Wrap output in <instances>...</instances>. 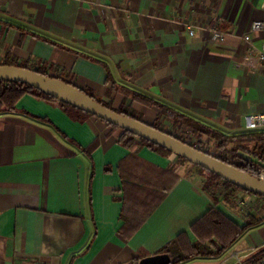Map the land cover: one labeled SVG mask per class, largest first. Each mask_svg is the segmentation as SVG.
Listing matches in <instances>:
<instances>
[{"label":"crops","instance_id":"crops-1","mask_svg":"<svg viewBox=\"0 0 264 264\" xmlns=\"http://www.w3.org/2000/svg\"><path fill=\"white\" fill-rule=\"evenodd\" d=\"M262 1L0 0V62L44 67L174 134L187 131L175 117L239 134L248 115L264 113V28L251 29L264 23ZM121 132L32 94L0 112V264L132 263L182 233L199 242L193 224L210 207L239 227L261 222L221 255L182 264H252L264 247V198L238 190L227 201L205 188L204 172L129 148Z\"/></svg>","mask_w":264,"mask_h":264},{"label":"trees","instance_id":"trees-1","mask_svg":"<svg viewBox=\"0 0 264 264\" xmlns=\"http://www.w3.org/2000/svg\"><path fill=\"white\" fill-rule=\"evenodd\" d=\"M0 64L22 66L32 70H36L42 74L50 75L44 67L35 68L29 65L28 63L18 62L17 60L4 61L0 62ZM62 79L69 83H72L71 81L65 78ZM82 90L88 95L94 97L95 99L106 105L107 107L112 108L125 115L144 121L142 117L136 114L130 106L125 104L122 108L116 109L112 106L110 102H106L103 99L98 98L91 91H88L86 89ZM121 90L125 93V95L129 94L130 96H132L133 99H138L148 105L159 104V102H156L155 100L136 91H131L125 87H121ZM25 94H32L47 101L59 103L66 109H72L79 112H83L85 114H91L68 103H65L51 95H48L40 89H37L29 84L5 80H0V112L16 109L17 102ZM160 106L163 107L164 111L167 110L166 108H164V105L161 104ZM184 122L186 123V125L192 127L194 129V132H196V134H198L199 136H201L202 134H207L211 138L215 139L216 146L219 149V153L214 154L212 152H209L203 147H200L193 142L187 141L183 136L168 132L162 127L159 122H155L154 124H152V126L164 132H167L177 137L178 139L197 147L202 151H206L212 155H215L217 158L221 159L226 163L236 166L256 177H260L259 168L264 165V130H247L243 133L228 135L209 126H202L192 119L185 117H175V123L181 124ZM107 123L116 129L122 130L119 141H121L124 145L128 146L129 148L139 149L140 147L147 145L153 148L154 150L160 151L164 154H174L170 150L161 147L160 145L155 144L145 138L139 137L128 130L122 129L119 126L111 124L109 122ZM174 155L180 161L190 162L186 158H183L176 154ZM196 166L199 168L200 171L206 172L208 174L205 179V188L208 191H211L213 188L216 189L217 187H219L213 186V184L215 180H221L222 185H220V188L223 190V196L227 201H230L232 195L238 190H242L250 194H256L234 185L233 183L221 178L216 173H213L198 165ZM259 196L264 198L263 195ZM260 222V219L251 218L248 224H246L244 227H239L233 221L227 218L219 209L215 207H210L208 211L199 220H197L195 224H193V228L195 230L199 231L198 228L201 229V231H199V242L193 243L185 233H182L179 234L175 239L170 241L168 244H166L158 253H168L170 255L171 261L168 264H182L197 257H216L221 255L248 228L257 225ZM231 225L234 231L232 234H229L226 237V232L230 230ZM146 256L149 255H143L136 258L132 262V264H138L139 261ZM263 259L264 247L259 249L252 257H250L249 262L252 264H261V261Z\"/></svg>","mask_w":264,"mask_h":264},{"label":"water","instance_id":"water-1","mask_svg":"<svg viewBox=\"0 0 264 264\" xmlns=\"http://www.w3.org/2000/svg\"><path fill=\"white\" fill-rule=\"evenodd\" d=\"M0 80L29 84L65 103L96 115L111 124L158 144L174 154L188 159L193 164L216 173L221 178L244 190L264 196V180L261 178L226 163L215 155L202 151L167 132L157 129L152 124L107 107L85 93L78 86L62 78L42 74L36 70L22 66L0 64ZM170 261L171 257L168 253H157L143 257L138 264H168Z\"/></svg>","mask_w":264,"mask_h":264},{"label":"built area","instance_id":"built-area-1","mask_svg":"<svg viewBox=\"0 0 264 264\" xmlns=\"http://www.w3.org/2000/svg\"><path fill=\"white\" fill-rule=\"evenodd\" d=\"M262 8L264 9V0L262 1ZM264 28V23L262 21H255L251 25L252 30H258ZM220 40H223L224 37L220 36ZM259 60L264 64V49L258 53ZM247 130L256 131L264 130V113H252L247 116ZM259 178L264 180V165L259 168ZM261 264H264V259L261 261Z\"/></svg>","mask_w":264,"mask_h":264},{"label":"rangeland","instance_id":"rangeland-1","mask_svg":"<svg viewBox=\"0 0 264 264\" xmlns=\"http://www.w3.org/2000/svg\"><path fill=\"white\" fill-rule=\"evenodd\" d=\"M181 128H182V130H183V129H186L188 132H187V131H186V132H185V131H181V132H178V131H177L176 133H177L178 135H180V136H183L187 141H189V142H193V143H195L196 145H198V146H200V147H203V148L206 149L207 151L212 152V153H214V154L219 153V149H218V147L215 148V146H214L213 144H209V142H208V143H201V142H200V139H199L200 136H199L198 134H196V132H194V129H193V131H192L191 129H189V128L187 127V125H186L185 122L182 124ZM179 162L184 163V164L186 165V167H187V166H188V167H193V170L196 171V172L199 171V168H198L196 165H194L193 163H190V162H184V161H179ZM201 172H202V171H201ZM204 174H205V179H206V177L208 176V174H207L206 172H204ZM220 185H222L221 180H215L213 186H219L218 188H220Z\"/></svg>","mask_w":264,"mask_h":264}]
</instances>
